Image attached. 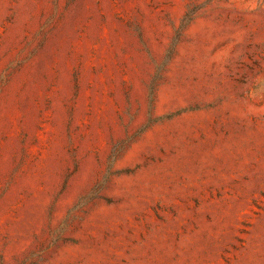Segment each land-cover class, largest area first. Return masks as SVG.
Listing matches in <instances>:
<instances>
[{
	"label": "rangeland",
	"instance_id": "1",
	"mask_svg": "<svg viewBox=\"0 0 264 264\" xmlns=\"http://www.w3.org/2000/svg\"><path fill=\"white\" fill-rule=\"evenodd\" d=\"M0 264H264V0H0Z\"/></svg>",
	"mask_w": 264,
	"mask_h": 264
}]
</instances>
